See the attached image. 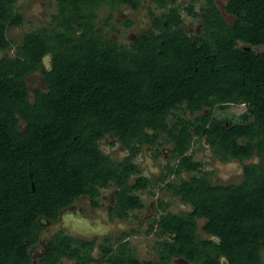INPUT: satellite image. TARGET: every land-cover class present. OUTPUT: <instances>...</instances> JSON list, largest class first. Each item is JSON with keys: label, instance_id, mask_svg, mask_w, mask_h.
I'll use <instances>...</instances> for the list:
<instances>
[{"label": "trees", "instance_id": "1", "mask_svg": "<svg viewBox=\"0 0 264 264\" xmlns=\"http://www.w3.org/2000/svg\"><path fill=\"white\" fill-rule=\"evenodd\" d=\"M140 1L56 0L54 26L24 34L10 56L8 31L21 26L24 15L16 0H0V264H31L37 219L55 217L59 206L95 194L108 181L122 207L139 206L131 192L150 180H128L140 172L134 157L142 145L166 136L172 158L179 157L167 172L197 170L200 163L186 155L194 135L208 138L219 154L240 161L257 155L259 163L244 164L236 184L214 185L196 176L182 181L178 193L193 211L162 215L161 232L173 233L174 254L195 264H220L219 254L228 264H263L264 0H227L223 11L235 16L232 24L214 0H205L200 37L172 28L180 22L175 7L154 16L157 31L129 45L102 35L99 8L138 10ZM168 1L153 0L162 6ZM47 53L52 68L43 71L45 89L31 97L25 79ZM239 102L246 111L228 124L217 123L211 112L185 115ZM107 137L129 154L122 160L105 154L99 142ZM197 217L207 218L203 230L219 236L218 242L198 239Z\"/></svg>", "mask_w": 264, "mask_h": 264}, {"label": "flooded vegetation", "instance_id": "2", "mask_svg": "<svg viewBox=\"0 0 264 264\" xmlns=\"http://www.w3.org/2000/svg\"><path fill=\"white\" fill-rule=\"evenodd\" d=\"M227 1V0H226ZM225 1V3H226ZM143 0L140 1V7L138 10L132 9L128 5H121L115 8L114 10H111L110 8H107L108 14L112 13L111 15V21L108 22L109 26L114 29L115 32L120 31L119 26L117 23L113 22L114 19V13L121 7H128L130 10L137 12L140 11L143 7ZM181 2V1H180ZM185 2V1H184ZM216 6L218 7V0H214ZM149 3L152 5H156V12L149 10V15L151 18V21L149 23V26H147L145 29L137 30L134 32L133 30V21L131 19H127V21L122 22V27L129 28L134 34V37L131 42H134L139 35H144L149 30H155L153 27V18L155 15H160L164 12H168L170 8H177L179 13L180 22L178 24H175L172 26L173 29H179L183 34H185L187 37H193V36H203L205 33L204 31V19H205V12L203 8L205 7V0H187L185 4H179L178 6L168 7V4L170 3V0L165 4V6L159 5L157 3H154L153 0H149ZM183 3V2H181ZM190 6H192V9H188ZM225 6V4H224ZM109 7V6H108ZM219 8V7H218ZM181 9L183 11H181ZM220 10V9H219ZM224 10V7H223ZM191 11V13H190ZM221 11V10H220ZM98 12V10H97ZM182 12H185L186 15L192 16L194 19L198 18L201 21V29L195 32H188L186 30V26L184 25L185 20ZM224 19V14L230 15L233 17L232 21L229 22V24H232V22L235 19V16L232 14H228L224 11H221ZM107 16L104 18V20L107 18ZM106 25V23H105ZM163 25H166V20L163 22ZM97 28L100 30L103 36L110 37L108 34H106L103 31V28L101 25L97 24ZM115 38V37H112ZM129 43V44H130ZM46 55H49V62L50 66L52 68V55L51 53H47ZM44 55V56H46ZM43 56V57H44ZM43 62V58H42ZM240 107L241 110L237 111L235 109H238ZM247 104L245 102H239V103H230L227 105L226 110H216V108L213 109V111L210 110L209 107H204L200 111L196 112L195 114H191L190 111H187L186 113L189 114L188 118H194L197 115H206L211 112V118H215V121L219 124H222V121L226 120V123L233 122L234 120H238V116L241 115L246 111ZM208 110L206 113H203L202 111ZM214 112V114H213ZM233 115V116H232ZM235 115V116H234ZM237 116V117H236ZM210 118V119H211ZM234 119V120H233ZM111 140V139H110ZM195 140H204L207 143V146L211 151V158L216 162L220 163H227V162H235L241 166V180L243 177V165L249 164L247 163L250 159H244L242 161L239 160V158L231 157L229 154L225 153H218L215 150V147H213L212 144H210L208 138L206 137H196L195 135L190 140L188 150L186 152V155H189L192 157L193 161H197L200 163V167H198L197 170L194 171H182L179 174L171 173L177 176V180H179L178 183H175L176 181L171 182L169 179V182L163 183L168 192L170 193L169 200L167 199L165 203L167 204L166 207H163L166 211L160 214V218L162 215H173L177 217H183L184 215L191 213L193 211L192 205L185 201L181 194L178 193L179 185L182 183V181H189L192 177H203L205 180H209L214 185H230V184H236L239 183V181H231L230 183H222L221 181H215V179H212L214 176V169L207 170V162L211 161L209 158L202 159L196 158L191 148V144L195 142ZM243 143L247 141V138H243ZM112 141V140H111ZM118 143L120 146L121 144L118 142V140L114 141L113 145ZM171 143V142H170ZM157 143H154L152 145L145 144L142 145L140 149L145 147L146 145L149 147H152L153 145H156ZM122 147V146H121ZM123 148V147H122ZM151 149V148H150ZM156 150V149H154ZM173 146L171 143V149H170V158H172L173 153ZM142 150H139L141 152ZM109 155L108 153H105ZM129 154L127 150V155ZM137 154L134 158L137 157ZM126 155V156H127ZM157 155V152H155V155ZM174 155V153H173ZM126 156H124L122 159H124ZM153 156V157H154ZM258 158L259 163V157L257 155H254ZM253 156V157H254ZM111 157V156H110ZM155 158V157H154ZM121 159V160H122ZM174 163L173 165L167 163L164 168L168 166H175L176 162L178 161V158H173ZM142 163H147V159ZM255 163V162H252ZM140 168V172L136 174H132L129 178L128 182L129 184L135 183V180L139 176H145L150 180L148 185L144 189H138V190H147L152 187V185L157 183L155 179H152L149 175H145L142 171L141 164H137ZM218 166V165H217ZM216 166V168H217ZM170 174V173H168ZM167 174V176H168ZM188 177L184 176L187 175ZM213 174V175H212ZM161 176V175H160ZM167 178V177H166ZM166 178L160 177L161 181H165ZM138 190H133L131 193L134 195H137L139 197V206L124 208L122 207V203L120 202L119 197L117 196V187L115 186V183L112 181H108L106 186H101L98 188L97 192L95 194H80L77 197L73 198L69 203L66 205H61L56 209V216L52 218H47L40 216L37 221L39 225V233L37 236V240L31 244L28 248V254L30 256V262L31 264H117V260H120V264H195L194 261H191L187 259L183 255H177L174 254L173 246L175 244V235L172 234H164L161 232V229L159 227L158 220L160 219H148L147 222H145V225L147 223L150 224V226L147 229V233H152L156 237V240L154 241V249L148 250L144 247V245H141L139 241L136 240V237L138 236V231L136 229H132L131 225H128L127 227L130 229H124L125 231H115L110 226L115 225L116 223H121L126 221V219L130 220L129 218L137 219V212H140L143 208H145V204L143 203L141 197L136 193ZM177 201L179 204V208L176 211H172L170 207L172 204H175ZM169 202H171L169 204ZM159 205V204H158ZM163 203L160 202V206L162 207ZM189 206L188 210H185V207ZM147 207V206H146ZM83 211V212H81ZM87 215V222L86 227H83L82 229H78L77 231L74 229V224L76 225L77 222L74 218V216H78L81 219V216L84 217V214ZM76 218V219H79ZM90 221H89V220ZM197 224L196 229V236L199 240H213L214 242H218L220 240L219 236L214 234H208L203 230V226L207 223V218L205 217H197L195 219ZM199 221H202L201 224H199ZM79 224V222H78ZM128 230V231H126ZM59 235V238L62 240V242L59 240H56V236ZM143 249V250H142ZM49 256V258H47ZM226 259V256L223 254L218 255V259L220 264H222V259ZM227 261V259H226ZM262 261L264 264V249L262 250ZM228 264V261H227Z\"/></svg>", "mask_w": 264, "mask_h": 264}, {"label": "rangeland", "instance_id": "3", "mask_svg": "<svg viewBox=\"0 0 264 264\" xmlns=\"http://www.w3.org/2000/svg\"><path fill=\"white\" fill-rule=\"evenodd\" d=\"M183 3H181V2ZM187 0H170V3L168 4V7L178 6L179 4H185ZM226 0H218V7L221 11H223V7ZM149 0H143V7L140 11L134 12L130 10L128 7H121L114 13V19L113 22L117 23L119 26L118 32H115L113 28L109 26V23H106L104 18L107 16L109 8L106 5H103L101 8L98 9V25H101L103 28V31L108 34L110 37H115L119 43L129 45L130 41H132L134 34L129 28L122 27V22L127 21V19H131L133 21V30L136 32L137 30H143L147 26H149V23L151 21L149 10H152L156 12V5H152L149 3ZM57 2L56 0H16L15 6L16 9L20 10L24 15V22L21 26L14 27L9 29L8 31V38L12 41L13 46L10 48V50L7 52L10 56H13L15 53V48L19 44V42L22 40L24 34L33 31V30H39L41 28H51L54 26V21H52V15H54L57 10ZM181 11H183L181 9ZM184 16L186 26V30L190 32L197 33L198 30L201 29V21L197 18H193L190 15H186L185 12H182ZM227 21L231 22L233 17L227 14H224ZM2 53H0L1 56ZM49 56V55H48ZM46 66H50L49 57L45 60ZM44 62L41 63L40 67L31 72L27 75L25 81L27 83L29 93L31 94V97L33 96V93L37 89H45L44 85V79H43V71H47ZM242 107L239 106L238 109H235L237 111H240ZM208 110L202 111L203 113H206ZM214 114V112H213ZM186 116L189 117V114L185 113ZM22 123V122H21ZM23 124V123H22ZM24 126V124H23ZM112 141L108 139H103L99 142L100 149L104 153H108L109 156H111L114 159L121 160L124 156L127 155V149L122 148L118 143L116 144H110ZM207 142L204 140H195L191 144L192 153L196 158L202 157V159L209 158L211 161L207 162V170L214 169V176L212 179H215V181H221L222 183H230L231 181H239L241 180V166L235 162H227V163H220L215 162L211 157V151L206 144ZM151 148V149H150ZM156 149V150H154ZM170 149H171V143L168 141L166 136H161L158 139V143L156 145H153L152 147L145 146L143 147L141 152L137 154V157L134 158V162L137 164H141L142 171L145 175H149L152 179H155L157 182L154 183L150 189L147 190H138L136 193L141 197L143 203L145 204V208L140 210V212H137V219L129 218L130 220L126 219V221L121 223H116L113 226H110L113 230L116 232L119 231H125L124 229H130L127 226L131 225L132 229H136L138 231V236L136 237V240L141 243V245H144L146 249L149 251L154 249V241L156 240V237L154 234L147 233V229L150 226L149 223L145 225V222L148 221V219H154V218H160V214L165 212L166 210L163 207H166L167 204L165 201L170 197V193L166 189L163 183L166 184V182H169V179L171 182L176 181L175 183H178L179 180L177 176L174 174H168L167 169L164 168V166L169 163L170 165L174 163V160L170 157ZM155 152H157V155H155ZM155 158H154V157ZM145 158L147 159V163H142ZM252 160H248L249 162H258L257 157H252ZM218 165V166H217ZM217 166V168H216ZM168 174V176H167ZM166 178L165 181H161L160 177ZM213 175V174H212ZM188 177L187 175H184ZM169 178V179H168ZM160 202L163 203L162 207L160 206ZM179 201H177L175 204H172L170 209L172 211H176L179 208ZM171 202H169L170 204ZM159 204V205H158ZM147 206V207H146ZM189 206L185 207V210H188ZM83 212V211H81ZM84 214V213H83ZM85 219L87 220L86 213L84 214ZM89 220V219H88ZM90 221V220H89ZM202 221H199V224H201ZM128 231V230H126ZM143 250V249H142ZM177 264V263H173Z\"/></svg>", "mask_w": 264, "mask_h": 264}, {"label": "water", "instance_id": "4", "mask_svg": "<svg viewBox=\"0 0 264 264\" xmlns=\"http://www.w3.org/2000/svg\"><path fill=\"white\" fill-rule=\"evenodd\" d=\"M47 57H48V55H46V56L43 57V62H44V64H45V66H46V62H45V60H46ZM45 68H47V71L51 70V66H49V67L46 66ZM21 121H22V120H21ZM22 123H23V122H22ZM22 123H21L19 126H20L21 128H24L25 124H24V126H23ZM78 217H79V215H78V216H74V218H75V220H76V222H77L76 225L74 224V229H75L76 231H77L79 228L82 229L83 227H86V222H87V220L85 219V217L81 216V219H80V217H79V219H76V218H78ZM78 222H79V224H78ZM222 264H227V261H226L225 258L222 259Z\"/></svg>", "mask_w": 264, "mask_h": 264}]
</instances>
